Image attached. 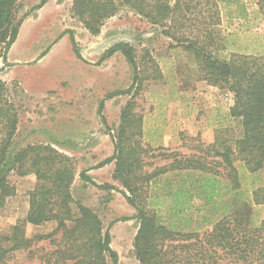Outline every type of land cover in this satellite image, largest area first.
Returning a JSON list of instances; mask_svg holds the SVG:
<instances>
[{
    "label": "trees",
    "instance_id": "16d2710c",
    "mask_svg": "<svg viewBox=\"0 0 264 264\" xmlns=\"http://www.w3.org/2000/svg\"><path fill=\"white\" fill-rule=\"evenodd\" d=\"M255 3L256 17L264 19V0ZM17 6L18 0H0L2 49L15 42L29 15L18 18ZM122 8L163 27L164 35L173 40L189 43L202 80L233 93L229 113L241 125L239 136L217 135L212 144L196 145L194 153L158 154L166 162L148 169L145 156L166 149L145 146L135 103L123 106L120 124L111 134L114 153L97 167L115 162L113 177L125 188L122 193L139 221L136 258L142 264H264V217L258 224L252 221V207L264 206V186L253 190L250 200L240 201L242 180L235 165L240 159L251 173L264 170V53L219 58L211 50L212 29L222 22L223 9L230 19H249L245 0H73L71 11L90 34L99 35L106 20ZM118 50L136 68L134 49L123 42L112 46L103 58ZM5 85L0 79V202L16 192L9 179L11 171L19 176L34 174L36 184L26 216L12 226L7 243L0 244V263L9 264L16 251L51 238L55 249L44 255L42 264H108L109 258L116 264L118 253L111 247V234L104 230L100 215L74 201L75 160L52 144H32L12 152L18 114L5 99ZM80 177L92 182L85 170ZM154 201L169 206L168 222L162 220ZM53 221L57 227L52 233L26 236L28 224Z\"/></svg>",
    "mask_w": 264,
    "mask_h": 264
},
{
    "label": "rangeland",
    "instance_id": "374dc122",
    "mask_svg": "<svg viewBox=\"0 0 264 264\" xmlns=\"http://www.w3.org/2000/svg\"><path fill=\"white\" fill-rule=\"evenodd\" d=\"M41 1L18 0V18L29 14L11 51L12 58L21 64L7 66L4 60L8 49H2L0 44L4 96L18 114L11 150L52 144L71 156L76 166L71 187L75 203L100 215L104 230L111 234V247L118 253L116 264H142L134 251L139 221L122 193L125 188L113 177L115 162L97 167L114 153V149L110 151L111 134L120 124L123 106L130 101L135 103V112L142 117L145 146L166 149L145 156L146 168L152 169L166 162L158 154H191L196 152V145L212 144L217 135L239 136L240 122L229 113L233 93L202 80L200 64L187 48L189 43L164 35L163 27L128 8L106 20L99 35H92L72 14L73 0H47L41 8L34 9ZM245 2L251 12L247 21L230 19L223 9L222 22L212 29L215 43L211 50L215 56L264 53V19L254 13L257 0ZM120 42L134 49L136 68L120 50L103 58ZM106 135L110 139H102ZM235 165L242 180L240 201L250 200L252 191L264 186V170L251 173L240 159ZM83 170L92 182L80 177ZM9 179L16 192L3 204L0 202L3 245L12 226L26 216L29 194L36 184L34 174L19 176L11 171ZM152 205L162 220L168 222L169 206L156 201ZM263 217L264 206L254 205L253 223L258 224ZM56 227L54 221L28 224L26 236L49 234ZM54 238L59 240L61 232ZM54 249L51 238H45L34 241L30 249L16 251L8 261L42 264L44 255ZM108 264H114L110 258Z\"/></svg>",
    "mask_w": 264,
    "mask_h": 264
},
{
    "label": "crops",
    "instance_id": "0c3cea01",
    "mask_svg": "<svg viewBox=\"0 0 264 264\" xmlns=\"http://www.w3.org/2000/svg\"><path fill=\"white\" fill-rule=\"evenodd\" d=\"M26 20H28L27 18L23 21V23H22V25L21 26H23V24H24V22L26 21ZM21 28V27H20ZM19 33H20V29H19ZM19 33H18V36H19ZM18 36H17V39H18ZM16 39V40H17ZM16 40H15V42L11 45V47L6 51V56H5V60H4V62H5V64L7 65V66H9V65H17V64H21V62H19L17 59H13L12 58V54H11V51L13 50V48H14V46H15V43H16ZM24 62H27V61H24ZM24 62H22V63H24ZM105 63H107V62H105ZM104 63V64H105ZM6 66V75H7V71H8V68L9 67H7ZM2 79H5V77H2ZM208 84V83H207ZM209 86H210V84H209ZM212 87V86H211ZM115 101V100H114ZM232 104H230V106H231ZM104 138H107V139H110L109 137H108V135H106V136H104V137H102V139H104ZM107 141V140H106ZM96 145H94V147H95ZM113 147V148H112ZM111 149H114V141H112L111 142V147H110V151H112Z\"/></svg>",
    "mask_w": 264,
    "mask_h": 264
}]
</instances>
